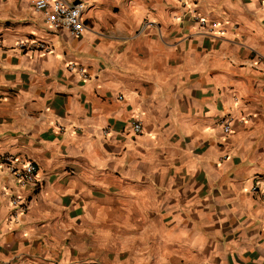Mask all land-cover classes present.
<instances>
[{"label":"crops","instance_id":"obj_1","mask_svg":"<svg viewBox=\"0 0 264 264\" xmlns=\"http://www.w3.org/2000/svg\"><path fill=\"white\" fill-rule=\"evenodd\" d=\"M34 1L0 0V156L38 176L0 164V264H264V0H63L79 36Z\"/></svg>","mask_w":264,"mask_h":264},{"label":"built area","instance_id":"obj_2","mask_svg":"<svg viewBox=\"0 0 264 264\" xmlns=\"http://www.w3.org/2000/svg\"><path fill=\"white\" fill-rule=\"evenodd\" d=\"M34 7L36 10L43 13L46 22L54 29H64L72 36H79L86 29V25L82 20L84 3L81 1L69 4L63 0H35ZM196 19L201 31L211 30L212 27H207L203 18L197 17ZM16 46L26 51L34 49L48 52L52 51V46L41 41L18 42ZM251 66L256 70L264 72V57L260 54H256L255 59L251 61ZM78 71L80 74H85L83 68H79ZM221 125L223 132L228 134L230 131V121L224 119ZM130 129L134 134H140L142 131L140 122H132ZM0 164L6 166L11 178L16 183L22 186L30 185L32 187L38 185L37 168L32 162H23L18 166L14 157L3 155L0 156ZM9 205L13 210L12 218L14 220L18 218L17 214H22L27 208V202L17 195L10 197Z\"/></svg>","mask_w":264,"mask_h":264}]
</instances>
